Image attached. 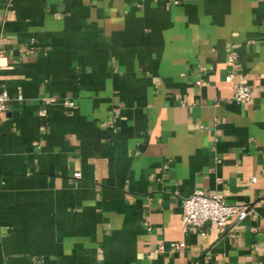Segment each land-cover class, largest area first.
I'll return each mask as SVG.
<instances>
[{
	"label": "crops",
	"instance_id": "obj_1",
	"mask_svg": "<svg viewBox=\"0 0 264 264\" xmlns=\"http://www.w3.org/2000/svg\"><path fill=\"white\" fill-rule=\"evenodd\" d=\"M0 90V264H264V0H0Z\"/></svg>",
	"mask_w": 264,
	"mask_h": 264
},
{
	"label": "built area",
	"instance_id": "obj_2",
	"mask_svg": "<svg viewBox=\"0 0 264 264\" xmlns=\"http://www.w3.org/2000/svg\"><path fill=\"white\" fill-rule=\"evenodd\" d=\"M232 56H227V62L232 63ZM232 74L228 73L224 76L226 82H231L233 91L231 98L235 102H246L250 98V88L242 82L241 76L237 75L236 80L232 81ZM197 84L200 82L197 81ZM8 95L4 90H0V111L5 108ZM66 105L71 102L64 101ZM74 177H79L78 172L73 173ZM254 181V177L250 179ZM246 214V205L225 203L222 198L216 194H206L201 190H193L188 196L184 197L181 202L180 225L181 230L186 231L188 228L196 229L203 234L202 227L205 224L213 225L216 230L224 228L228 218L233 217L237 220L242 219ZM184 247L183 242H169L167 248L177 249ZM163 245L158 246V250L162 251Z\"/></svg>",
	"mask_w": 264,
	"mask_h": 264
}]
</instances>
